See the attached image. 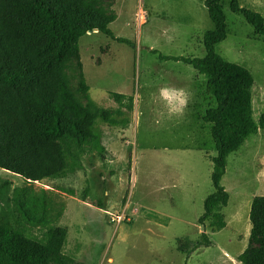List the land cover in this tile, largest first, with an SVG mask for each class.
Listing matches in <instances>:
<instances>
[{
    "label": "rangeland",
    "instance_id": "374dc122",
    "mask_svg": "<svg viewBox=\"0 0 264 264\" xmlns=\"http://www.w3.org/2000/svg\"><path fill=\"white\" fill-rule=\"evenodd\" d=\"M95 1L116 13L109 27L128 41L88 31L66 64L69 86L84 104L91 97L114 108L118 104L109 91H116L133 95L134 106L127 126L100 124L108 158L87 150L73 172L31 183L66 203L58 222L68 231L64 254L82 264H244L238 254L248 245L251 200L264 194V127L227 157L226 225L213 232L198 217L214 189L216 148L203 115L215 98L206 77L191 65L158 56L205 54L203 34L213 23L204 0ZM224 1L227 37L217 50L252 72L257 122L264 112V34L231 10V0ZM239 2L264 16V0ZM23 185L22 176L0 168V220L12 226V190ZM198 242L202 245L186 257Z\"/></svg>",
    "mask_w": 264,
    "mask_h": 264
},
{
    "label": "trees",
    "instance_id": "16d2710c",
    "mask_svg": "<svg viewBox=\"0 0 264 264\" xmlns=\"http://www.w3.org/2000/svg\"><path fill=\"white\" fill-rule=\"evenodd\" d=\"M213 27L204 31L203 56L163 55L182 61L206 77V89L215 98L203 120L210 124L216 154L211 157L213 191L203 201L198 222L212 231L225 227L222 210L229 193L222 184L227 157L244 140L264 127V112L252 118L255 78L244 65L225 59L217 45L227 37L221 0H204ZM230 8L244 15L257 33L264 34V16L231 0ZM116 13L95 0H0V168L23 177L11 200L16 225L0 220V264H82L63 252L67 228L58 224L66 210L47 189L32 182L62 177L74 171L81 156L94 150L101 159L110 151L101 123L127 126L134 97L109 91L118 104L104 107L91 97L82 103L69 86L65 67L79 51V40L98 30L118 41L109 24ZM153 52H157L153 50ZM82 87L88 85L82 80ZM248 245L238 254L244 264H264V194L251 200ZM206 245L212 242L201 233ZM201 242L187 249L186 257ZM183 245H180L182 247Z\"/></svg>",
    "mask_w": 264,
    "mask_h": 264
},
{
    "label": "bare ground",
    "instance_id": "6f19581e",
    "mask_svg": "<svg viewBox=\"0 0 264 264\" xmlns=\"http://www.w3.org/2000/svg\"><path fill=\"white\" fill-rule=\"evenodd\" d=\"M221 1H222L223 7H225V1L224 0H221ZM140 19H141V17H140ZM96 31H98V30H96Z\"/></svg>",
    "mask_w": 264,
    "mask_h": 264
}]
</instances>
